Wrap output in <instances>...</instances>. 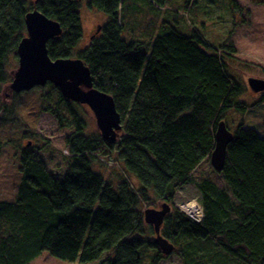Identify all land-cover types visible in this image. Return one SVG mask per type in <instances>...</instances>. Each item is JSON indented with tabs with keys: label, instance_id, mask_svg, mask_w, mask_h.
<instances>
[{
	"label": "trees",
	"instance_id": "16d2710c",
	"mask_svg": "<svg viewBox=\"0 0 264 264\" xmlns=\"http://www.w3.org/2000/svg\"><path fill=\"white\" fill-rule=\"evenodd\" d=\"M127 1L88 0L108 21L76 51L84 35L83 0H0L1 124L16 110L1 100L13 80L11 56L18 57L27 36L25 18L37 9L63 29L48 44L50 58L81 59L96 87L114 98L124 133L118 161L126 173L112 184L96 171L101 165L96 154L116 147L100 134L86 135L80 105L58 91L68 117L59 107L42 109L61 128L75 130L65 140L67 172L56 176L32 148L22 150L18 195L0 202V264H31L43 252L69 263L141 264L142 251H156L151 264H159L167 257L145 236L144 212L157 201L174 204L187 184L197 188L202 220L197 223L174 207L161 229L184 263L264 264V93L244 101L249 86L229 61L236 49L223 45L221 53L199 28L177 25L175 15L162 22L159 8L167 0L140 2L154 5L151 33L140 35L144 28L136 16L124 28L121 8ZM124 29L132 41L123 38ZM231 114L239 121L225 167L217 172L225 190L210 180L197 182L194 173L211 157L218 124L224 121L229 128L236 119L228 118Z\"/></svg>",
	"mask_w": 264,
	"mask_h": 264
},
{
	"label": "rangeland",
	"instance_id": "374dc122",
	"mask_svg": "<svg viewBox=\"0 0 264 264\" xmlns=\"http://www.w3.org/2000/svg\"><path fill=\"white\" fill-rule=\"evenodd\" d=\"M35 1L33 0L34 3ZM140 2L141 0H128L126 5L121 8V17L125 28V22L131 23L133 16H136L135 21H139L138 24L144 28L140 35H145L148 32L151 33L152 25L157 21V16L152 10V2L148 5ZM186 2L187 0H167V5L159 8L162 12L161 21H166L168 14H171L172 18L175 15L178 17L177 25H180L184 30H188L190 26L199 28L205 38L216 48H219L221 53L224 51L223 45L233 46L236 53L234 57H231L233 60L230 58L229 61H233L231 63L233 71L238 74L247 87L249 78L264 79V0H192L188 5ZM81 15L84 35L76 51L86 47L89 38L96 32L97 27L106 24L108 21L105 13L89 7L88 0L82 2ZM127 30L124 29L123 38L130 42L132 41V34ZM147 50L144 47L143 52ZM18 67L19 58L12 55V71L10 72L12 78ZM10 86L11 83L4 88L1 97L2 104L8 106L15 104L16 106L13 119H9L8 123L1 124L3 111L0 104V202L15 201L18 195V189L23 179L20 171V158L22 150L25 148H32L35 157L45 162L54 175L63 176L68 169L66 157L70 156L65 146V140L75 132L72 128H61L56 118L42 109L51 107L56 110L59 107L63 115L68 117L66 102L60 101L56 88L51 89L46 86L36 88L28 93L15 94L11 91ZM258 97L259 95L252 92L248 87L243 100L251 103ZM80 111L88 123L85 134L101 135L92 110L87 105H80ZM232 116L231 114L228 118H236ZM238 121L239 118L232 122L229 121L228 125L231 131ZM123 135V130L118 133V143H120ZM118 143L113 145L116 147L114 150L102 149L96 154L101 164L97 168L95 167L96 171L103 173L105 179L112 184L119 183L121 178L125 179L126 175L122 163L118 161ZM194 177L197 182L204 179L210 180L219 187L228 190L223 177L213 169L210 159L202 163L194 173ZM129 178L133 188H138V182L132 177ZM191 202H196L199 208L194 216L188 213V208L184 209L185 205ZM165 203L164 201H157L156 206H150L149 209L160 210ZM168 204L171 206V211L177 207L195 222L199 223L202 220L203 208L199 204L195 184H187L177 194L174 204ZM149 227L152 226L147 225L145 236L147 239L155 240L154 229L153 234H151L152 231ZM141 254V264H151L157 253L156 251L154 253L142 251ZM31 264L83 263L65 262L43 252ZM86 264H99V261ZM159 264L185 263L175 247V253L163 259Z\"/></svg>",
	"mask_w": 264,
	"mask_h": 264
},
{
	"label": "water",
	"instance_id": "95a60500",
	"mask_svg": "<svg viewBox=\"0 0 264 264\" xmlns=\"http://www.w3.org/2000/svg\"><path fill=\"white\" fill-rule=\"evenodd\" d=\"M25 24L27 36L17 49L19 67L13 75L11 91L22 94L48 85L54 86L67 102L87 105L94 113L104 142L110 146L116 145L123 124L114 98L96 87L91 70L81 59L52 60L49 56L48 44L62 36L61 25L37 9L27 14ZM247 83L252 92L264 93V79L249 78ZM233 140V132L224 121L220 122L210 157L216 172L224 169L228 147ZM170 213L168 203L163 204L160 210L148 209L144 212L145 223L152 226L156 234L153 243L165 257L175 253L174 244L161 234L165 218Z\"/></svg>",
	"mask_w": 264,
	"mask_h": 264
},
{
	"label": "bare ground",
	"instance_id": "6f19581e",
	"mask_svg": "<svg viewBox=\"0 0 264 264\" xmlns=\"http://www.w3.org/2000/svg\"><path fill=\"white\" fill-rule=\"evenodd\" d=\"M188 208L187 211L190 215H195L196 212L199 210L198 204L196 202H191L188 205H185L184 209Z\"/></svg>",
	"mask_w": 264,
	"mask_h": 264
},
{
	"label": "built area",
	"instance_id": "2783aa9c",
	"mask_svg": "<svg viewBox=\"0 0 264 264\" xmlns=\"http://www.w3.org/2000/svg\"><path fill=\"white\" fill-rule=\"evenodd\" d=\"M202 218H203V217H202ZM202 218H201V219H202Z\"/></svg>",
	"mask_w": 264,
	"mask_h": 264
}]
</instances>
